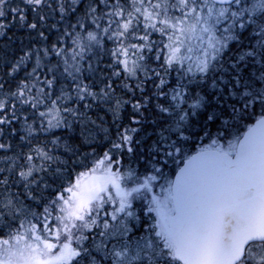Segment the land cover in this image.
I'll use <instances>...</instances> for the list:
<instances>
[{
    "label": "snow or ice",
    "instance_id": "snow-or-ice-1",
    "mask_svg": "<svg viewBox=\"0 0 264 264\" xmlns=\"http://www.w3.org/2000/svg\"><path fill=\"white\" fill-rule=\"evenodd\" d=\"M0 264H264V0H0Z\"/></svg>",
    "mask_w": 264,
    "mask_h": 264
}]
</instances>
